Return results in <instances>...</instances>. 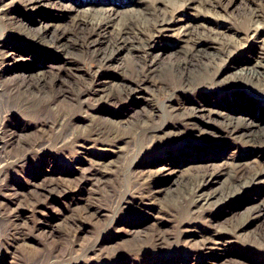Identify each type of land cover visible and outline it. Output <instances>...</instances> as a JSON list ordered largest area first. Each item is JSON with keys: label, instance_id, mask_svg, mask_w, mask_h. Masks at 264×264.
I'll use <instances>...</instances> for the list:
<instances>
[{"label": "rangeland", "instance_id": "374dc122", "mask_svg": "<svg viewBox=\"0 0 264 264\" xmlns=\"http://www.w3.org/2000/svg\"><path fill=\"white\" fill-rule=\"evenodd\" d=\"M4 1L0 153L6 146L8 154H0V264H264V147L250 152L196 129L178 134L187 128L180 117L190 113L187 107L218 105L227 87L211 82L191 101L159 91L150 80L139 83L129 53L106 63L73 42L70 51L58 49L57 37L72 29L70 15L57 8L68 0H43L37 8L31 0ZM137 1L103 6L129 15ZM256 4L233 0L216 13L199 6L174 16L181 20L177 29L188 22L197 32L262 44L264 33L246 35L242 23ZM179 44L174 34L159 44L166 77ZM260 56L252 49L240 55ZM40 78L54 82L44 91ZM240 96L255 101L256 114L263 111L264 93L243 87ZM159 129L153 140L152 130ZM237 165L257 171V178L231 187ZM201 175L207 177L200 191L191 186L178 204L180 190ZM12 221L19 225L7 233ZM159 232L165 241H155ZM212 233L218 237L203 247ZM220 245L225 253L216 249Z\"/></svg>", "mask_w": 264, "mask_h": 264}, {"label": "bare ground", "instance_id": "6f19581e", "mask_svg": "<svg viewBox=\"0 0 264 264\" xmlns=\"http://www.w3.org/2000/svg\"><path fill=\"white\" fill-rule=\"evenodd\" d=\"M106 1L83 0L79 5L77 1L68 0L60 4L57 8L72 18V29L57 37L58 49L70 51L73 42V47L106 63H110L124 52L129 53L137 60L139 83L150 80L157 90L172 92V96L183 98L186 95L188 101L198 98L200 90L210 86L211 82H215L214 86L217 87L225 85L228 90L225 93L228 94L222 98L220 104L202 102L187 107L186 111L190 113H181L180 117L184 118L187 128L178 134L196 129L199 133H208L211 138L224 143L238 141L241 145L249 147L250 152L264 147V109L256 114L255 101L240 96L243 87L258 95L264 93V41L262 44H257L256 41L245 44L238 40H229L220 31L197 32L195 25L188 22L177 29L181 20L175 19L174 16L175 11L194 10L199 6L216 13L225 3H231L233 0H138L135 3H139V7L136 6L134 12L129 15L123 14L114 5L103 6ZM255 1L258 5L245 13L242 23L244 33H252L257 38L259 34L264 33V0ZM51 2L57 3L56 0H48L47 4ZM45 4L43 0L29 2L31 8L43 7ZM8 8V3L0 0V10L7 13ZM41 27L49 29L48 24L42 23ZM171 34L177 35L180 44L174 60L168 65L166 77L158 65L163 48L159 44L163 38L169 39ZM245 49H252L257 54L261 53V56L254 60H244L240 55ZM227 70L230 71L224 75ZM53 82L47 83L46 79L40 78L37 85L45 91L51 86L49 83ZM258 109L259 107L257 111ZM150 117L155 118L153 115ZM198 118L205 119L208 123H217L220 128L210 124L206 127L200 125L199 120L195 121ZM162 131L152 130L153 140ZM2 153V158L5 155L7 157L6 146L0 154ZM257 176V171L246 172L243 166L237 165L231 176V187L237 188L245 179H255ZM206 177L207 175H201L196 181L187 183L178 196L184 201H178V204L186 202L185 196L191 186L199 192V182L204 181ZM259 212H264V205ZM18 225L12 221L6 232H11ZM238 227L242 230L245 225ZM217 237V233L204 236L203 247H209L206 243H211ZM166 238L164 233L159 232L155 241L163 242ZM216 249L221 253L226 251L222 245ZM38 261L37 258L36 262Z\"/></svg>", "mask_w": 264, "mask_h": 264}]
</instances>
